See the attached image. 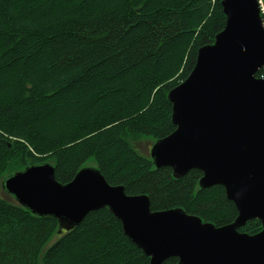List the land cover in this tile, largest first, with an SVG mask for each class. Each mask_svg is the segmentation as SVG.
<instances>
[{"label": "trees", "instance_id": "16d2710c", "mask_svg": "<svg viewBox=\"0 0 264 264\" xmlns=\"http://www.w3.org/2000/svg\"><path fill=\"white\" fill-rule=\"evenodd\" d=\"M220 2L0 0V183L48 162L65 184L92 163L126 194L147 195L152 211L180 208L215 226L233 222L237 210L222 186L200 188L197 169L174 178L135 147L175 129L168 92L224 28ZM4 193L0 264H149L107 208L58 233L56 219ZM261 229L252 219L239 231Z\"/></svg>", "mask_w": 264, "mask_h": 264}, {"label": "water", "instance_id": "95a60500", "mask_svg": "<svg viewBox=\"0 0 264 264\" xmlns=\"http://www.w3.org/2000/svg\"><path fill=\"white\" fill-rule=\"evenodd\" d=\"M226 21L212 44L197 51L189 75L168 92L173 132L155 141V168L174 178L202 173L200 188L220 185L237 210L233 222L215 226L180 208L152 211L147 195L126 194L93 166L65 184L52 164L7 175L2 189L22 207L58 221V233L91 211L107 208L149 264H264V25L260 0H221ZM257 219L262 229L240 232Z\"/></svg>", "mask_w": 264, "mask_h": 264}, {"label": "rangeland", "instance_id": "374dc122", "mask_svg": "<svg viewBox=\"0 0 264 264\" xmlns=\"http://www.w3.org/2000/svg\"><path fill=\"white\" fill-rule=\"evenodd\" d=\"M153 140H149V139H141L139 140L136 144H135V147L137 149V152H139L140 154H142L143 156H146V157H150V148L153 144ZM88 166H93L92 163H88ZM2 182L0 183V195L1 196H4V190L2 189ZM53 242V238L47 243L46 247L47 248L49 245H51Z\"/></svg>", "mask_w": 264, "mask_h": 264}, {"label": "built area", "instance_id": "2783aa9c", "mask_svg": "<svg viewBox=\"0 0 264 264\" xmlns=\"http://www.w3.org/2000/svg\"><path fill=\"white\" fill-rule=\"evenodd\" d=\"M263 25H264V19H263Z\"/></svg>", "mask_w": 264, "mask_h": 264}, {"label": "bare ground", "instance_id": "6f19581e", "mask_svg": "<svg viewBox=\"0 0 264 264\" xmlns=\"http://www.w3.org/2000/svg\"><path fill=\"white\" fill-rule=\"evenodd\" d=\"M102 175V174H101ZM103 176V175H102ZM104 178V177H103Z\"/></svg>", "mask_w": 264, "mask_h": 264}]
</instances>
